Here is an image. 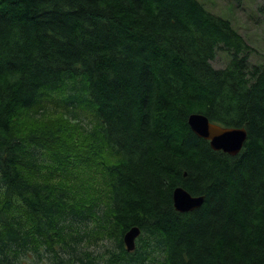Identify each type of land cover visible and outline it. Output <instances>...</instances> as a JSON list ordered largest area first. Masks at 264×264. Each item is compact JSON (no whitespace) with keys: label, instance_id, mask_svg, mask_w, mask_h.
Wrapping results in <instances>:
<instances>
[{"label":"trees","instance_id":"1","mask_svg":"<svg viewBox=\"0 0 264 264\" xmlns=\"http://www.w3.org/2000/svg\"><path fill=\"white\" fill-rule=\"evenodd\" d=\"M252 52L198 0H0V264L28 252L51 264H264V61ZM192 114L245 128L241 153L214 151ZM87 170L96 196L69 185ZM178 187L203 206L176 211ZM94 225L104 253L84 242Z\"/></svg>","mask_w":264,"mask_h":264},{"label":"rangeland","instance_id":"2","mask_svg":"<svg viewBox=\"0 0 264 264\" xmlns=\"http://www.w3.org/2000/svg\"><path fill=\"white\" fill-rule=\"evenodd\" d=\"M200 1L210 12L222 16L226 19H229L234 28L246 39L248 44L253 49L252 55L250 57V62L252 64H261L264 61V17L259 13V8L264 5V0H198ZM229 60L228 55L225 52H219L215 60L213 61V66L215 68H223L226 66L227 61ZM52 113V112H51ZM51 113L44 112V115H49ZM60 115H50L45 117L46 121H54L59 119ZM72 120V119H71ZM69 121L71 125L73 123ZM74 123H79L76 120H72ZM81 133H83L81 131ZM78 131L75 132V135H79L80 140H84ZM84 134V133H83ZM80 142L75 141L70 143V146L73 148H78ZM79 177L86 176V180L80 179L69 183L75 192L80 185H85L86 189H90V195L96 196L98 194L97 190L102 188V184L99 181L98 171L87 170L86 172L80 171ZM42 179H46L43 175ZM92 190V191H91ZM98 226H90L87 228V235L84 238L86 247L94 253H104L106 249V244H101L100 240L97 238L102 235L101 232L97 231ZM90 238H89V237ZM94 242H98L97 244ZM90 244V245H88ZM84 245V243H83ZM43 258L39 257L33 252H28L24 257L31 261L32 264H40L42 259H47L48 264H51L49 260L51 255L50 253H43ZM65 260L69 259L68 255L64 254Z\"/></svg>","mask_w":264,"mask_h":264},{"label":"water","instance_id":"3","mask_svg":"<svg viewBox=\"0 0 264 264\" xmlns=\"http://www.w3.org/2000/svg\"><path fill=\"white\" fill-rule=\"evenodd\" d=\"M188 124L194 134L210 143L211 148L217 152H223L230 156L241 153L247 141L245 128H229L212 123L205 115L192 114ZM174 207L180 213H188L200 209L204 202V196H192L183 187H178L173 193ZM141 234L138 227H132L124 235V244L128 252L136 248V241Z\"/></svg>","mask_w":264,"mask_h":264},{"label":"clouds","instance_id":"4","mask_svg":"<svg viewBox=\"0 0 264 264\" xmlns=\"http://www.w3.org/2000/svg\"><path fill=\"white\" fill-rule=\"evenodd\" d=\"M16 264H32V262L27 260L24 256H21V257H19L17 259ZM40 264H48V260L47 259H42L40 261Z\"/></svg>","mask_w":264,"mask_h":264}]
</instances>
